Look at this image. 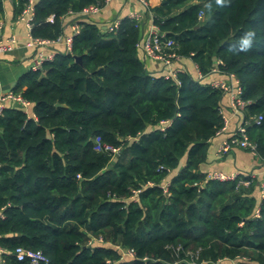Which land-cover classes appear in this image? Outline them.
<instances>
[{
  "label": "trees",
  "instance_id": "obj_1",
  "mask_svg": "<svg viewBox=\"0 0 264 264\" xmlns=\"http://www.w3.org/2000/svg\"><path fill=\"white\" fill-rule=\"evenodd\" d=\"M95 2L39 0L31 35L57 37L68 11ZM27 3L13 0L15 15ZM208 3L160 0L153 22L203 74L216 57L235 73L252 101L245 119L262 116L246 131L264 158V0ZM80 23L69 51L13 86L32 102L33 115L16 104L0 113V248L7 264H32L16 259L17 247L41 251L46 264H229L241 256L264 264V197L256 181L236 186L201 169L208 141L223 126L220 90L186 71L176 79L148 72L136 48L141 27L130 18L114 32ZM249 30L256 33L251 50H231ZM161 121H168L163 130ZM95 136L121 148L115 159L94 150ZM120 248L133 255L122 259Z\"/></svg>",
  "mask_w": 264,
  "mask_h": 264
},
{
  "label": "built area",
  "instance_id": "obj_2",
  "mask_svg": "<svg viewBox=\"0 0 264 264\" xmlns=\"http://www.w3.org/2000/svg\"><path fill=\"white\" fill-rule=\"evenodd\" d=\"M112 0H96L95 3L88 4L81 8V10L77 13H73L68 11L67 14L73 15L75 18L70 22L69 32H62L55 38H45V37H34L31 35V29L33 26V12L34 7L31 3H27L22 11L18 14V19L22 20L25 23L27 28V41L25 42L26 47H32L34 49L32 61L29 67V70H38L42 68V65L45 61H49L53 59L55 53L57 52L53 47L55 44H61L65 51H69L71 48L72 37L76 33L79 32L81 28V23L78 18L81 16L97 13L104 5L108 4ZM144 8L149 11L151 14V24L149 27V31L146 36H141L136 43L137 50L142 53L143 56L148 57L152 60L160 62L163 69H166L164 73H162L164 78H172L176 79L177 72H183L184 69H174L172 66L174 63L179 62L183 57L177 53V44L175 41L166 37L165 33L161 32L158 26L153 22L154 13L149 7L148 0H137ZM76 17H78L76 19ZM198 20L202 21L204 19V13L202 10L198 12ZM128 18L134 20L140 24L141 16L137 11H131L128 14ZM53 16L49 15L47 17L48 21H52ZM120 26L119 19H114L109 24H107L103 30L114 32ZM3 23L0 20V54L10 51L14 48L16 44V38L14 35H8L4 37L3 35ZM193 54V53H191ZM195 71L194 78L197 80H203L205 77H209L212 75H218L216 78H212L208 81L209 85L220 90L221 95L225 96L228 101V106L233 114L239 117L240 122L236 125L233 132L227 135L224 139H222L217 146V154L219 156L228 153L231 149L237 147L241 149H245L248 152L256 155V144L252 140L249 139L247 134V126L250 124H259L262 116H248L245 119L244 114L247 112L248 105L252 102L249 99L243 98V89L240 84L238 77L235 73L231 71L225 70L224 61L216 57L213 59L212 64L210 65L206 74H203L197 67ZM6 101H12L18 107H20L24 112L28 113V115L32 116L31 107L32 102L26 98H24L19 92H14L12 89L3 93L0 91V113L4 108V103ZM221 111V110H220ZM221 116L223 119V126L217 131L219 132L221 129H224L228 123V117L225 113L221 111ZM168 121H161L159 124V128L161 130L164 129L165 125ZM93 148L94 150L106 152L113 156L118 155L120 153V147H113L110 144L101 143L99 136H95L93 138ZM207 178L219 181H228V180H236V186H248L251 180L254 178L252 173L242 174L237 172H220L214 171L207 174ZM150 184V182H147ZM167 184L168 180L165 179L160 184L163 193L167 194ZM259 189V197H264V174L261 182L258 184ZM138 190H133V194L130 198L136 199V193ZM255 215H258V208L254 211ZM242 223H239L241 225ZM101 239H99L100 241ZM91 241H89L90 243ZM120 250H122L120 248ZM123 251V250H122ZM4 250L0 248V264H7L5 258L2 253ZM15 256L17 260L28 259L30 263L37 264L39 262H44L45 264L48 262L47 257L41 251H33L31 249L17 247L14 250ZM123 255H127L131 257L133 252L131 250H125L121 252ZM127 257V258H128ZM226 259H218L211 264H220L222 261ZM110 260H107L109 262ZM229 264H250L248 263V258L245 256L236 257L234 259H227Z\"/></svg>",
  "mask_w": 264,
  "mask_h": 264
},
{
  "label": "crops",
  "instance_id": "obj_3",
  "mask_svg": "<svg viewBox=\"0 0 264 264\" xmlns=\"http://www.w3.org/2000/svg\"><path fill=\"white\" fill-rule=\"evenodd\" d=\"M39 0H28L33 6ZM3 12L0 20L3 23V35H14L16 44L10 51L0 54V87L16 83L17 79L29 70L34 49L26 47L27 41V28L25 23L18 19V15L13 12V0H2ZM160 0H148L149 7H155L159 4ZM131 11H137L140 14V27L141 36H146L151 24V14L144 8L137 0H112L104 5L97 13H91L81 16L82 21L95 22L101 29L109 24L114 19L128 18ZM78 17H76L77 19ZM75 18L71 14H66L63 17V32H69V24ZM57 52H64L65 49L61 44L53 45ZM139 52V51H138ZM145 69L154 75H162L166 69H163L160 62L152 60L142 55ZM196 64L189 57H183L179 62L173 64L174 69L182 68L184 71L194 77L196 71ZM218 75L207 77V80L216 78ZM15 104L12 101H6L5 107H11ZM220 110L228 117L227 126L221 129L208 141L207 156L201 169L207 174L220 171V172H237L242 174L252 173L253 180L258 185L264 174V158L257 157L245 149L233 148L228 153L219 156L217 154V146L219 142L227 137L228 134L233 132L236 125L240 122L239 117L232 113L228 106V101L225 96L221 95ZM259 194V189L256 191Z\"/></svg>",
  "mask_w": 264,
  "mask_h": 264
},
{
  "label": "clouds",
  "instance_id": "obj_4",
  "mask_svg": "<svg viewBox=\"0 0 264 264\" xmlns=\"http://www.w3.org/2000/svg\"><path fill=\"white\" fill-rule=\"evenodd\" d=\"M229 2L230 0H214L215 5L220 7L226 6ZM212 5H213V0H209V3L206 4V7L208 9H211ZM255 38H256L255 31L249 30L243 34L242 38L240 39L237 45L232 46L231 50H233L236 53H240V52L246 53L250 51L251 48L253 47V42Z\"/></svg>",
  "mask_w": 264,
  "mask_h": 264
},
{
  "label": "water",
  "instance_id": "obj_5",
  "mask_svg": "<svg viewBox=\"0 0 264 264\" xmlns=\"http://www.w3.org/2000/svg\"><path fill=\"white\" fill-rule=\"evenodd\" d=\"M74 59H75V61H77V62H79V63L81 62V61H80L81 59H80L79 56L74 57ZM14 85H15V83H12V84H10V85H4V86L0 87V91L3 92V93H5V92L11 90V89L13 88ZM56 105H57V106H64V104H61V103H56Z\"/></svg>",
  "mask_w": 264,
  "mask_h": 264
},
{
  "label": "rangeland",
  "instance_id": "obj_6",
  "mask_svg": "<svg viewBox=\"0 0 264 264\" xmlns=\"http://www.w3.org/2000/svg\"><path fill=\"white\" fill-rule=\"evenodd\" d=\"M194 1H196V0H193V2H194ZM116 156H117V155H116ZM113 158L115 159V155L113 156ZM174 173H175V172L172 171L170 175H173ZM92 243H93V242H92ZM120 254H121L120 256H121L122 259H125V258L128 257L127 255H123L121 252H120Z\"/></svg>",
  "mask_w": 264,
  "mask_h": 264
}]
</instances>
